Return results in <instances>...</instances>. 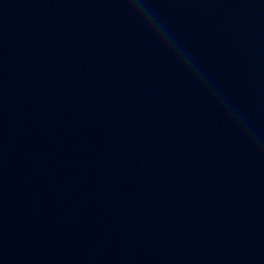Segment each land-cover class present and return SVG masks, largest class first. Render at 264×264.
Wrapping results in <instances>:
<instances>
[{"label": "water", "instance_id": "water-1", "mask_svg": "<svg viewBox=\"0 0 264 264\" xmlns=\"http://www.w3.org/2000/svg\"><path fill=\"white\" fill-rule=\"evenodd\" d=\"M0 0V264H264V0Z\"/></svg>", "mask_w": 264, "mask_h": 264}, {"label": "clouds", "instance_id": "clouds-1", "mask_svg": "<svg viewBox=\"0 0 264 264\" xmlns=\"http://www.w3.org/2000/svg\"><path fill=\"white\" fill-rule=\"evenodd\" d=\"M136 11L142 16L145 23L157 34L159 39L169 45V47L176 50L178 57L187 60L180 49L177 48L175 41L168 35L163 25L153 16L151 11L144 6L143 0H138V7Z\"/></svg>", "mask_w": 264, "mask_h": 264}]
</instances>
